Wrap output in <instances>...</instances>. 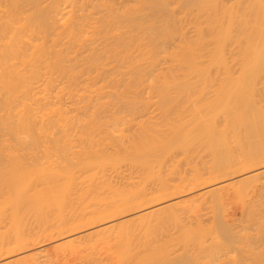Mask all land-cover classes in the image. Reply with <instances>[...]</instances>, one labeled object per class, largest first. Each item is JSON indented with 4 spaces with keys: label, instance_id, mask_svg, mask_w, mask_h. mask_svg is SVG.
<instances>
[{
    "label": "bare ground",
    "instance_id": "6f19581e",
    "mask_svg": "<svg viewBox=\"0 0 264 264\" xmlns=\"http://www.w3.org/2000/svg\"><path fill=\"white\" fill-rule=\"evenodd\" d=\"M126 7L114 0H0V256L40 236L99 229L92 235L167 208L182 216L195 208L194 198L165 207L161 202L184 186L202 187L201 196L213 195L215 204L222 196L211 185L243 170L258 168L256 176L264 175V116L250 105L254 77H213L206 60L212 50L152 42L156 33L130 30ZM218 49L221 62L225 54L221 58ZM261 52L256 49V63ZM146 94L157 98L156 120L131 116L146 110L151 100L140 96ZM36 143L44 145L45 160L32 149ZM202 155L210 158L203 168L193 162ZM176 157L191 174L171 184L160 169ZM123 166L141 175L116 188L107 171L117 177ZM152 182L157 186L149 191ZM75 201L85 205L67 217L66 205ZM150 203L156 205L149 212L116 220ZM31 218L35 228L28 234ZM82 238L66 245L76 251ZM254 248L243 246L220 264H264V250ZM48 255L33 253V264Z\"/></svg>",
    "mask_w": 264,
    "mask_h": 264
},
{
    "label": "rangeland",
    "instance_id": "374dc122",
    "mask_svg": "<svg viewBox=\"0 0 264 264\" xmlns=\"http://www.w3.org/2000/svg\"><path fill=\"white\" fill-rule=\"evenodd\" d=\"M122 1L127 4L124 5ZM122 1L114 0V3L120 9L122 6V9L127 5L131 6L133 17L131 16L129 21L132 32H139L140 29L145 31V27L148 33L152 31L158 35L157 38V35L150 32L155 37L152 42L156 41L155 43L168 48L191 42L208 47L206 49L212 51L207 55L208 59L207 56L204 58L211 61V74L214 73L212 76L218 79L225 76L228 79H245L246 82L248 77H254V88H251V91H254L255 99L250 105L257 107L264 116V56L257 63L253 58L256 49L262 50L264 55V0ZM139 24L142 28H139ZM163 31L167 35L162 37L160 35ZM217 47L223 48L221 58L225 54L221 62L217 53L218 61L215 58ZM208 51L205 50L204 53ZM216 64L218 65L215 66ZM249 88L246 85L243 92H248ZM140 96L151 101L146 110L134 115L131 113V116L145 115L153 120L158 119L160 112L153 103L157 98L147 94ZM151 105H154V108L150 107ZM75 143L79 146L78 142ZM41 146L44 147L38 143L31 146L40 157L44 155ZM209 159L207 155H202L196 157L193 162L203 168ZM175 160L176 164L173 166ZM262 165L264 167V164ZM124 167L117 172V177L114 171L111 170L114 175L110 170L107 171L109 173L106 178L108 177L116 188H123L137 181L141 175L139 169ZM258 170H243L211 185L212 188H218V194L222 196L219 203L211 202L213 195L202 197V187L184 186L180 193L163 200L161 206L165 207L177 199L190 200L192 203L194 198L195 208L187 214L177 216L172 209L167 208L140 220L92 235L89 234L99 229L85 228L80 232L60 237L40 236L34 241L31 239L28 247L23 250L12 253L3 250L0 264H33L31 255L40 251L49 254L48 260L42 264H212L215 261L220 264L232 256H238L243 246H254L257 251L264 250V175L256 176ZM190 174V166L180 157L169 159L160 169V175L171 184H178L182 178L190 177ZM155 183L148 185L149 191L157 186ZM76 202L66 205L67 217L77 213L75 208L85 205L84 201ZM155 205L156 203L147 204L142 210L128 212L116 220L120 223L128 221L134 214L149 212ZM70 212L72 213L68 214ZM223 225L230 232V236L225 233ZM33 228L35 223L31 218L27 223V233L32 234ZM79 235L84 238L74 244V251L73 246L66 243ZM220 250L219 259L216 260L217 257L213 256V253Z\"/></svg>",
    "mask_w": 264,
    "mask_h": 264
}]
</instances>
